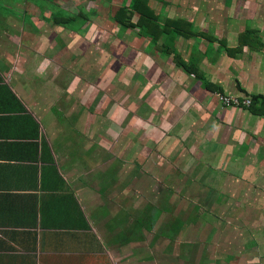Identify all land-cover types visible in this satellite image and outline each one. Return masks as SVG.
<instances>
[{
    "label": "rangeland",
    "instance_id": "obj_1",
    "mask_svg": "<svg viewBox=\"0 0 264 264\" xmlns=\"http://www.w3.org/2000/svg\"><path fill=\"white\" fill-rule=\"evenodd\" d=\"M126 1L0 0V17L6 13L7 22L33 27L38 38L43 33L36 26L42 25L48 29L43 36L50 40L72 46L81 41L80 51L71 52L66 65L77 77L65 83L70 88L90 85L86 115L90 110V131L96 141L93 179L99 215L108 220L113 248L121 245L117 239L122 233L129 251L127 264H264V137L252 132L250 137L229 138L225 133H233L231 126L219 114L222 108L247 110L224 104L222 98L251 101L254 95H264L263 85L260 93L258 83L252 81L246 86L252 93H247L242 71H237L228 73L222 87L204 88L174 64L172 55L163 59L150 47L149 39H140L136 29L124 30L113 21L115 11ZM150 1L161 21L167 16L186 19L192 13L194 24L199 25L209 20L208 13L223 8L243 17L235 26L227 24L229 29L247 28L243 5L248 0ZM52 13L83 14L87 19L64 28L53 23ZM199 26L194 25V30L200 31L203 26ZM211 31L207 32L216 41L210 46L217 57L203 55L200 61L206 59L207 66L210 59L218 60L227 69L233 62L227 60ZM256 35L261 40L258 31ZM177 39H173L174 49L179 54L188 50L192 55L188 61L200 53L191 49L195 47L191 43L182 45ZM205 43L209 44L205 40L204 47ZM260 53L262 58L251 65L264 80V49ZM155 55L171 78L166 86L164 72L160 75L152 64ZM209 78L205 81L213 85ZM196 86L208 90L209 100L201 102ZM214 119L225 130L220 136L212 130ZM207 157L216 159L212 169L205 165ZM228 166L233 174L225 171Z\"/></svg>",
    "mask_w": 264,
    "mask_h": 264
},
{
    "label": "crops",
    "instance_id": "obj_2",
    "mask_svg": "<svg viewBox=\"0 0 264 264\" xmlns=\"http://www.w3.org/2000/svg\"><path fill=\"white\" fill-rule=\"evenodd\" d=\"M243 7L248 15L244 27L258 31L264 44V0H248ZM215 10L218 12L207 14L208 21L199 24L202 29L194 24L192 13L186 20L196 28L199 26L201 32L211 28L218 40L223 39L228 47L234 48L245 28L231 30L227 24L235 26L242 14L235 16L223 8ZM3 15L0 17V264H127L129 251L122 233L117 239L121 245L113 248L106 216L99 215L93 179L97 168L96 141L90 131L93 126L90 110L86 115L90 85L76 88L73 84L70 88L65 83L77 77L76 72L70 74L71 67L66 65L71 52L80 51L81 41L72 46L62 40H50L43 36L48 29L35 25L43 33L38 38L33 27L28 29L17 21L9 23L6 13ZM140 39L135 43L139 44ZM182 39L177 41L182 45L191 43L195 46H190L191 49L200 50L201 54H194L191 60L198 64L206 80L209 75L214 87L226 84L228 73L242 71L244 90L252 93L246 86L253 81L263 93L260 85L264 87V80L257 67L251 65L262 58V53L244 47L236 58L225 56L233 62L227 69L218 60L210 59L206 66V59L200 61L203 55L217 57L210 44L205 43L204 47L205 39L200 38ZM144 51L146 54L147 50ZM187 51L180 53L186 61L192 56ZM160 57L155 55L152 64L160 75L164 72L166 86L171 78L161 70ZM76 61L71 64L76 65ZM78 63L81 64L80 60ZM235 63L237 68L233 66ZM174 68L169 67L176 72ZM190 77L193 79V75ZM196 87L201 102L209 100L208 90ZM83 99L86 101L82 104ZM219 114L222 122L231 126L233 133H225L229 138L241 134L250 137L252 132L264 137V116L224 108ZM211 125L219 136L225 132L219 129L217 120ZM206 161L207 168L215 167L216 159L207 157ZM225 171L233 174L234 169L228 166Z\"/></svg>",
    "mask_w": 264,
    "mask_h": 264
},
{
    "label": "trees",
    "instance_id": "obj_3",
    "mask_svg": "<svg viewBox=\"0 0 264 264\" xmlns=\"http://www.w3.org/2000/svg\"><path fill=\"white\" fill-rule=\"evenodd\" d=\"M110 1V0H109ZM149 0H127L117 8L113 15V21L124 30L136 29L140 37L149 39L150 47H153L162 56L169 57L172 55V61L177 67H181L190 75L202 82V86L208 90H213L215 87L205 81L202 72L196 67L193 61H186L174 49L173 39L181 37L183 39H205L212 45L216 39L201 31L194 30V24L187 21L185 18H170L166 17L162 21L158 12L152 8ZM79 17L81 19H79ZM86 16L80 14L73 17L61 13H52L51 20L54 24L67 27L75 22L86 21ZM68 28V27H67ZM76 30V29H74ZM225 40H218L223 52L228 57H235V54L241 53L244 47H247L250 52H261L264 49V44L256 35V31L247 27L238 36V45L234 48L226 47ZM243 91V90H242ZM250 105L244 107L248 112L254 115L264 116V95H254L250 98Z\"/></svg>",
    "mask_w": 264,
    "mask_h": 264
},
{
    "label": "built area",
    "instance_id": "obj_4",
    "mask_svg": "<svg viewBox=\"0 0 264 264\" xmlns=\"http://www.w3.org/2000/svg\"><path fill=\"white\" fill-rule=\"evenodd\" d=\"M222 101L224 104H230V105H234V106L248 107L250 105V101L248 100V98L239 99V98L235 97V98L227 99L226 97H223Z\"/></svg>",
    "mask_w": 264,
    "mask_h": 264
}]
</instances>
